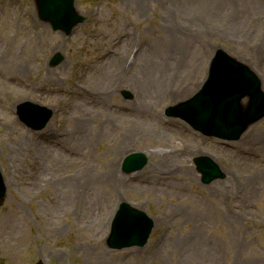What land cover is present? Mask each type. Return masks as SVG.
Listing matches in <instances>:
<instances>
[{"label": "rangeland", "instance_id": "obj_1", "mask_svg": "<svg viewBox=\"0 0 264 264\" xmlns=\"http://www.w3.org/2000/svg\"><path fill=\"white\" fill-rule=\"evenodd\" d=\"M74 6L84 20L66 35L35 0H0V264H264V117L227 141L165 115L217 49L264 92V0ZM25 101L52 109L41 130L19 120ZM136 152L144 167L123 172ZM200 156L223 176L203 183ZM122 202L152 218L144 246L106 245Z\"/></svg>", "mask_w": 264, "mask_h": 264}, {"label": "water", "instance_id": "obj_2", "mask_svg": "<svg viewBox=\"0 0 264 264\" xmlns=\"http://www.w3.org/2000/svg\"><path fill=\"white\" fill-rule=\"evenodd\" d=\"M35 2L39 17L48 21L53 30H61L68 35L74 25L84 20V16L76 12L73 0ZM61 59L59 54L54 55L50 65H56ZM125 96L128 94L125 93ZM165 114L184 120L203 135L236 140L249 125L264 117L261 81L246 64L231 57L223 49H217L210 61L207 78L199 91L186 101L167 107ZM17 115L28 127L41 129L49 121L52 110L25 101L17 106ZM145 163V154L131 153L124 158L122 170L125 173L138 171ZM194 163L204 183L223 176L209 157H197ZM4 192L5 184L0 173V202ZM152 227L153 220L144 211L122 202L113 218L107 245L114 249L143 246Z\"/></svg>", "mask_w": 264, "mask_h": 264}, {"label": "bare ground", "instance_id": "obj_3", "mask_svg": "<svg viewBox=\"0 0 264 264\" xmlns=\"http://www.w3.org/2000/svg\"><path fill=\"white\" fill-rule=\"evenodd\" d=\"M258 75V74H257ZM263 89V88H262Z\"/></svg>", "mask_w": 264, "mask_h": 264}]
</instances>
